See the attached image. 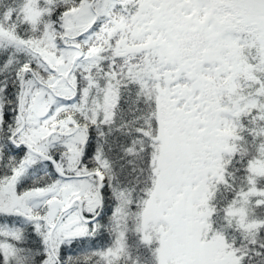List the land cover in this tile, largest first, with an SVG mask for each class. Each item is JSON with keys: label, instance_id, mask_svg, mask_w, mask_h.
Wrapping results in <instances>:
<instances>
[{"label": "snow or ice", "instance_id": "6c2138e0", "mask_svg": "<svg viewBox=\"0 0 264 264\" xmlns=\"http://www.w3.org/2000/svg\"><path fill=\"white\" fill-rule=\"evenodd\" d=\"M0 264H264V0H0Z\"/></svg>", "mask_w": 264, "mask_h": 264}]
</instances>
